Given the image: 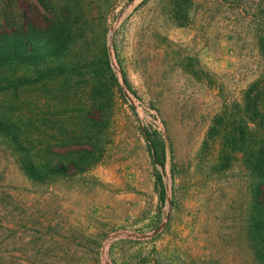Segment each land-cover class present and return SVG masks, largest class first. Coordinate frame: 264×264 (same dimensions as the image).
I'll return each mask as SVG.
<instances>
[{"label": "rangeland", "instance_id": "1", "mask_svg": "<svg viewBox=\"0 0 264 264\" xmlns=\"http://www.w3.org/2000/svg\"><path fill=\"white\" fill-rule=\"evenodd\" d=\"M1 32L0 108L62 174L18 264H253L264 0H0Z\"/></svg>", "mask_w": 264, "mask_h": 264}, {"label": "trees", "instance_id": "2", "mask_svg": "<svg viewBox=\"0 0 264 264\" xmlns=\"http://www.w3.org/2000/svg\"><path fill=\"white\" fill-rule=\"evenodd\" d=\"M0 34L10 37L0 36V50L11 53L13 40L11 32ZM3 61L0 60V97L10 93L11 90L15 91L12 86L14 64L12 60ZM246 132L249 133V129ZM0 139L2 140L0 143V264H18L19 234L23 239V251L26 254L29 225L34 216L31 196L36 192L29 187H47L51 179L60 180L62 174L60 167L55 165V168L51 169L49 161L40 155L46 145L35 143L30 128L14 110L0 108ZM247 164L254 171L255 177L252 259L253 264H264V139L252 146ZM161 194L164 199V189ZM40 217L42 219L40 226L43 227L44 216ZM41 235H43L42 231ZM43 244V240H40L37 246L42 248ZM37 254L36 263L45 264L43 255L40 252Z\"/></svg>", "mask_w": 264, "mask_h": 264}]
</instances>
